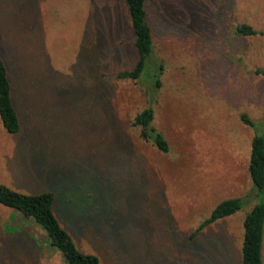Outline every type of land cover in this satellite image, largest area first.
Listing matches in <instances>:
<instances>
[{"label": "rangeland", "instance_id": "1", "mask_svg": "<svg viewBox=\"0 0 264 264\" xmlns=\"http://www.w3.org/2000/svg\"><path fill=\"white\" fill-rule=\"evenodd\" d=\"M146 10L164 65L152 125L166 154L132 126L147 104L143 85L115 78L137 59L122 0H0L9 78L22 101H41H26L18 136L0 123V183L55 190L58 220L99 264H240L244 218L264 202L247 171L251 139L264 136V77L254 68L264 0H146ZM240 24L256 34L237 35ZM19 145L34 149L35 174L34 156L24 168L15 155ZM233 198L245 201L239 211L189 238ZM10 212L0 206V217ZM25 223L27 234L17 224L0 232V264H65ZM262 254L264 262V239Z\"/></svg>", "mask_w": 264, "mask_h": 264}, {"label": "trees", "instance_id": "2", "mask_svg": "<svg viewBox=\"0 0 264 264\" xmlns=\"http://www.w3.org/2000/svg\"><path fill=\"white\" fill-rule=\"evenodd\" d=\"M131 31L133 33V47L137 59L134 66L116 73V80L138 81L143 85L146 96V107L135 115L132 126L139 130L141 141L152 145L161 153H168L169 146L164 136L154 128L153 105L161 88L160 76L164 65L153 56L152 30L148 21L146 0H122ZM237 35H255L251 26L240 24L236 27ZM255 74L264 77V69H256ZM241 122L254 128L253 122L245 115L240 116ZM264 121V117H263ZM0 123L8 135L15 136L20 132L21 114L14 104V86L9 78L6 64L0 54ZM45 169H49L46 167ZM248 175L252 184L254 197H264V136L254 134L250 144ZM40 172V169H39ZM49 188V187H48ZM40 188L32 193H21L0 183V205L13 210L10 221L16 222L15 215L22 220L34 223L45 234L48 244L62 257L65 264H99L96 255L83 253L78 250L68 231L61 225L56 216L59 205L55 190ZM245 201L240 198L226 199L219 202L199 227L189 238L198 236L199 232L226 217L239 211ZM26 226L20 225V231L27 234ZM264 202L254 205L243 221V240L241 246L240 264H264ZM35 248V244H30Z\"/></svg>", "mask_w": 264, "mask_h": 264}, {"label": "crops", "instance_id": "3", "mask_svg": "<svg viewBox=\"0 0 264 264\" xmlns=\"http://www.w3.org/2000/svg\"><path fill=\"white\" fill-rule=\"evenodd\" d=\"M262 31L264 33V30H262ZM262 53H263V55L261 56ZM259 57H260L259 58L260 61H257V64L255 63L254 68L255 69H264V52L263 51L259 54ZM243 66H244V63H243ZM13 86H14V104L16 105L17 109L19 110V112L21 114V128H20V132H21V130H22L23 126H24V123H25V119H26V114H25V112H26L25 111L26 101H28V102L29 101H33L34 103H37V104L39 102H41V101L36 102L37 99H35L33 97L31 98V97L27 96L24 93H22V94L26 95V96H24V98L26 100L22 101V97H21L20 91H18V88L16 89L17 86L15 87V84ZM91 115L93 116V119L97 118V116H102V108L100 107V104L95 108V110H92ZM20 132L17 135H15V136H18L20 134ZM10 136H12V135H10ZM29 147H30L29 145H19L18 148L15 149V151H16L15 155L19 156V158H20V156L23 158L22 160H23L24 168L28 164L27 161H26V156L29 155L30 158H32V156L36 155V153H34V149L32 150V148H31L29 150ZM33 159L36 162V163L34 162L35 164L32 167V168H34L33 171H34V174H35V169L38 167L39 163H37V160H36L35 156L33 157ZM79 161L82 164H84V162H85V160L83 162L81 160H79ZM29 193H32V192H29ZM9 210H11V209H9ZM10 215H14L13 210H11V212H10V214H9V216L7 218L0 217V228H1L0 232H1V236H6L5 226H7V225L14 226V225L17 224L19 226V229H20V225L21 224L24 225V226L26 225V223H25L26 220L23 221L21 217H18L16 215H15V218H16L15 221L16 222L10 221ZM25 229H27V228L25 227Z\"/></svg>", "mask_w": 264, "mask_h": 264}]
</instances>
